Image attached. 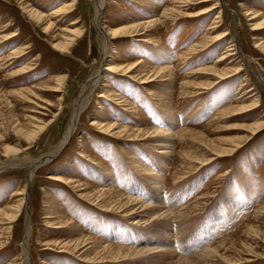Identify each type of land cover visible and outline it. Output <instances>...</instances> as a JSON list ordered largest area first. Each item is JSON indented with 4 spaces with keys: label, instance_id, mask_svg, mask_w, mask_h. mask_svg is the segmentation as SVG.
Instances as JSON below:
<instances>
[{
    "label": "rangeland",
    "instance_id": "rangeland-1",
    "mask_svg": "<svg viewBox=\"0 0 264 264\" xmlns=\"http://www.w3.org/2000/svg\"><path fill=\"white\" fill-rule=\"evenodd\" d=\"M172 1L180 0H105L100 17L107 36L103 52L96 0H0V164L24 159L37 163L36 168L0 171V210L26 198V209L17 220L3 226L11 230L1 233L0 264H23L27 228L30 264H179L177 257L195 258L232 240L238 248L228 256L238 260L236 264H264V0H212L200 5V0H194L186 5L189 9L170 6ZM69 6L68 13L54 19L53 30L23 10L48 16ZM213 6L207 14L189 16ZM168 7L179 11L163 18ZM219 15L220 27L212 29ZM75 21L79 23L73 25ZM156 21L160 23L148 33L151 40L147 33L118 39L108 34V27ZM259 26L263 29L257 30ZM76 28L83 30L81 37L66 50H57V44L65 43L63 30ZM224 32L225 40L204 43L206 37ZM230 46L235 47L234 62L218 63ZM137 62L146 68H137L136 78L106 69L107 64L120 69ZM165 68H172V79L159 75L147 84L139 80L151 70ZM210 68L240 71L201 90L199 86L215 78ZM99 74L102 78L68 145L50 160L67 130L76 99ZM59 78L58 86L55 80ZM186 82L194 86L185 94ZM20 91L25 92L14 93ZM102 92L108 96L99 97ZM255 102L251 111L224 114L237 104ZM32 118L47 123L34 141L27 134L33 130ZM94 121L134 131L150 128L174 137L171 143L163 134L118 138L91 126ZM256 125L262 126L254 134L245 130ZM185 130L226 144L244 141L234 152L212 155L209 162L176 180L175 172L182 167L179 153L199 147L210 152L190 137H175ZM161 144L168 145L165 150L172 151V156L161 153ZM68 182L88 185L91 190H115L171 216L161 228L154 222L142 224L137 214L127 217L128 209L112 211L94 204ZM24 189L26 195L18 196ZM55 213L67 217V227H50L48 222L57 223ZM248 224L260 227L253 241L244 233ZM76 233L105 245L148 253L111 262L93 256L87 260L54 247V242L80 236ZM244 243L254 256L245 253Z\"/></svg>",
    "mask_w": 264,
    "mask_h": 264
},
{
    "label": "bare ground",
    "instance_id": "bare-ground-1",
    "mask_svg": "<svg viewBox=\"0 0 264 264\" xmlns=\"http://www.w3.org/2000/svg\"><path fill=\"white\" fill-rule=\"evenodd\" d=\"M193 1L194 0L172 1L170 3V6H175V5L177 6L180 4V6H182V8L186 7V9L187 8L189 9L190 7H187L186 5L193 2ZM210 1H212V0H200L199 2H197V4L200 5L203 3H209ZM96 3H97L96 26L98 28L99 39L102 41V44H103V50H104L103 52H105L106 51V44H107L106 43L107 36L103 32V29L101 27L102 26L101 21H100V17L102 14L101 12H102L105 0H96ZM70 7L71 6L65 7L64 9H59L57 11H52L51 14L48 16H45L44 14L38 13L37 11L32 10V9L28 10L26 7H23V10H25L26 13L29 15V17L32 18L33 20H35L37 23L46 22L47 30L48 29L53 30L54 29V23H53L54 19L61 16V14L68 13L67 10H70ZM214 8H215V6L202 8L201 10H198L196 12L189 13V16L190 17H199L201 15H204V14L211 12L212 10H214ZM176 11H179L176 9V7H175V9H172V7L171 8L168 7V9L163 14V18L166 17L168 14L169 15L174 14V12H176ZM185 11L186 10H184V12H181V11L180 12L185 13ZM217 19L218 20L213 24L214 27L212 29L220 27V22L222 21V16L219 15L217 17ZM157 22L160 23V21H156V22H152V23H149L146 25L134 24V25L124 27L121 29H112V28L108 27V34L111 36L112 39H118L119 37H123V36L144 35L146 33L147 34L150 33L151 32L150 28H152L153 25L158 24ZM78 23H79V21H75V22H73V25H77ZM262 25H264V23ZM256 29L258 30V29H263V28H260V26H259V28L257 27ZM63 32H64L63 37L65 40V43L57 44L55 47V48H57V50L59 49L61 51L66 50L68 48V46L76 38L81 37V35L83 34V30L81 28H79V29L76 28V30L74 29V31L63 30ZM15 35L16 34H14L12 37H14ZM146 36L150 37V39L149 38L148 39L151 40V35L148 34ZM224 37H226L225 32L221 35L214 37V38L206 37L204 39V43L206 42V44H207L211 41H214V42L215 41H221L224 39ZM259 46H261V45H259ZM231 47L232 46H230V48L227 50V53L225 55L221 56L218 63L221 61H228V60L234 58V54L232 52L235 50V47L233 49ZM18 53H21V51H17L16 54H18ZM232 61L234 62L233 59H232ZM119 67L120 66H114L111 64H107L106 69L113 71V72L121 71V72H124L125 74H133V76L136 78V77H138L137 72H139V70H141V68H146V66L141 64L140 62H137L136 64H132L129 66H124L120 69H119ZM137 68H139V70ZM210 69H211L210 71L213 72V74H215V76H214L215 78H212L211 82L209 80L208 83L199 86V88H201V90L209 87L214 82V80L217 81L219 79H226L229 77V75H236L240 71L239 68H236V69L230 68V70L223 69L222 71L216 70L215 68H210ZM153 71H155V72H153ZM153 71L151 70L146 75L139 78V80H141L142 84H147L148 82L154 80V79H151L154 76H159V75H160L159 77L168 76L169 79H172L174 76L172 68L157 69V70H153ZM101 78H102L101 74H99L95 79L91 80L88 88H86L82 92L80 97L76 99L74 106H73V109H72V115H71L67 130L64 134L62 141L58 145L56 151L53 153L52 156H50L51 158L49 157L50 160H54L56 157H58V155H60V153L68 145V143H69V141H70V139H71V137H72V135L76 129L79 117H80L81 113L84 111V109L90 103L92 92L94 91V89H96L98 87V84H99ZM55 82H56V85L59 86L61 84V78L55 80ZM192 86H194L193 83H190V82L184 83L183 84L184 92ZM52 90L56 91V89H52ZM25 91H29V90H25ZM25 91L14 92V93H22ZM195 91H197V90H195ZM185 94H186V92H185ZM104 96H108L107 92H102L99 95V97H104ZM111 96L115 97L116 95L112 94ZM254 105H257V102H255L252 106H248V105L242 106V105L237 104L236 106H234L230 109H227L226 112L224 111V114L229 115V113H232V112L237 114V113H244L247 111H251L253 109L251 107H253ZM40 107H41V109L47 110L46 107L45 108L42 106H40ZM228 118H230V117H228ZM223 119L224 118H222V120ZM225 120H227V119H225ZM30 123L33 124V130L27 134L29 135L30 140L34 141L37 138V136L45 129V127L47 126V123H45L41 120H38L36 118L35 119L32 118L30 120ZM95 125H96V128H98L101 132L106 133V134H111L112 136H116L118 138H120V137L124 138L125 137V138H131V139L132 138H134V139L140 138L141 139V137L143 138L146 135L151 136V137L152 136L153 137H159V136H162V134H163L166 137V139H168V141L170 142V138L174 137L173 135L166 134V133L161 132L159 130H152L150 128L146 129L144 131H141V130L140 131H134V130L119 126L117 124H108V123L107 124H99V123H96V121H94L91 124V126H95ZM261 126L262 125L246 127L245 130L246 131L250 130V133L254 134L260 130ZM23 130H24V128H23ZM197 134H199V133L190 132L188 130H185L184 132L180 133L178 136H175V137H177L178 139L180 137L182 138L184 136H186L188 138L190 137L193 139V141H197V142L201 143L204 147L208 148L210 152L209 153L205 152L204 148L199 147L198 150L196 149V150H192V151H185V152L179 153L178 156H179V159L181 158L180 160H182V167L177 169V171L175 172V175L172 174V175H174L176 180H179L183 176L187 175L189 171H194L199 165H203L204 163L209 162L213 158L212 155L221 156V155H226V154L234 152V149L237 148L238 146H240V144H242L241 142L244 141L243 139H241V141L239 140V141H235L233 143L229 142L226 144V142H222L220 140L219 141L209 140L206 137H204L202 134H199V135H197ZM247 137L248 136H245L244 139H246ZM161 148L164 149V150H162L161 153H164L167 156H172V151H168V150L166 151L165 150V149L169 148L168 145H162L161 144ZM46 161H48V160H46ZM164 163L167 164L166 161ZM24 166L36 168L37 163L35 161H31V160H27V159L26 160L25 159L24 160H18V161H14L11 165H1L0 164V171H3L6 168L24 167ZM187 166H189V167L187 168ZM148 174H149L148 176L153 177L152 176L153 174H150L149 172H148ZM50 179H52L54 181L64 182L63 179L58 178V177H52ZM68 184L73 185V187L75 189H78V191L83 194V197L89 199L91 202H93L94 204H96L98 206L103 205L106 209L112 210V211H117V210L122 211V209L123 210L124 209L130 210L131 212H129L127 214L128 215L127 217H130L133 214L134 215L137 214V216H138L137 222H142V224H151V222H154V224H157V226L159 228H161L163 225H165L169 221V216H171L166 211L162 212V210L155 208V207L148 206L146 204H143L142 202H140L137 199L125 197L115 190L114 191H109V190L107 191V190H97L94 188H92V190H91L88 185H85V186L76 185L75 182H70V183L68 182ZM154 184L157 185L158 181H156ZM89 190H90V192H89ZM17 195L18 196L26 195L25 189L23 190V192H19ZM25 204H26V198L23 197L17 201L16 205H10L9 207H7L5 209L0 210V227H1L0 228V230H1L0 231V247L3 245L2 241H1L3 235H1V233L11 230L10 227L8 228V227H3V226L14 222V220H17L19 212H21V210L24 208L26 209ZM196 207L197 206L193 207V211L195 210ZM193 211L191 210L190 212H193ZM125 217H126V215H125ZM141 217H144V218H141ZM55 218H57V223L55 224V226L51 223V221L48 222L51 228L62 229V228L67 227V226H65V224L68 223L66 216H64L62 213H55V216L53 217V219H55ZM150 218H152L151 221L150 222L147 221V219H150ZM259 229H260V227L256 226V225H252V224L246 225L244 233H245L247 239L252 240V241L255 240L259 236V234H258ZM11 233H10L9 239L11 237ZM77 234L82 236L80 233H76L75 235H77ZM30 236H31L30 229L27 228V235L25 236V240L23 243V256H22L23 264H30V259H29V255H28ZM80 236L73 238L72 240H68L66 242H64V241L54 242V245H55L54 247H60L64 251L72 252L73 254L79 255L80 257H83V258L86 257L87 260L89 259V257L93 256L94 260H109L111 262H120L121 260L123 261L125 259L137 258L139 256H142V255H145L148 253L147 251H142V250H134V249L131 250L130 248L127 249V248H122V247L113 246V245H109V244L105 245V244H102L99 240L95 239L94 237H90V236L80 237ZM228 243L226 246L224 244L223 245L224 247H221L220 245H222V244H219L216 248H208L207 250H205L203 253L199 254L195 258L182 259V258L177 257L180 261L179 264H215L216 262L218 263L219 261L222 263H227V264H236L239 261L233 260V258L231 256H228V254L232 253L233 251H236L238 248V245L236 243V240L229 241ZM243 246L246 247L245 253H247V255L254 256V253L251 251V248L249 245H247V243H244ZM219 247H221V248H219ZM169 253L172 256L174 255L170 251H169Z\"/></svg>",
    "mask_w": 264,
    "mask_h": 264
}]
</instances>
